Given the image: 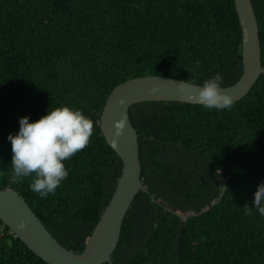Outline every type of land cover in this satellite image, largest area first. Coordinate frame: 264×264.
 <instances>
[{
    "label": "trees",
    "instance_id": "obj_1",
    "mask_svg": "<svg viewBox=\"0 0 264 264\" xmlns=\"http://www.w3.org/2000/svg\"><path fill=\"white\" fill-rule=\"evenodd\" d=\"M264 66V0H251ZM233 0H0V187L16 190L65 248L81 252L108 203L122 161L98 124L110 91L143 75L222 87L242 74ZM60 106L93 122L68 176L42 199L31 177L10 183L18 119ZM141 177L112 264H264V73L230 110L143 101L129 108ZM154 198V199H153ZM195 214L185 218L188 212ZM0 264H48L0 220ZM106 264V263H102Z\"/></svg>",
    "mask_w": 264,
    "mask_h": 264
},
{
    "label": "water",
    "instance_id": "obj_2",
    "mask_svg": "<svg viewBox=\"0 0 264 264\" xmlns=\"http://www.w3.org/2000/svg\"><path fill=\"white\" fill-rule=\"evenodd\" d=\"M233 1L242 31V74L234 84L222 87V91L237 101L264 73V66L252 2ZM181 80L163 75H143L129 78L110 91L98 124L105 141L120 157L122 169L114 191L81 252H73L60 244L25 199L9 186L0 187V220L48 264H112L111 255L118 244L125 215L139 190H147L141 177L138 134L131 123L129 108L143 101L199 103L194 97L200 84L192 83L190 93L181 94L177 88V82ZM117 124L122 125L119 131ZM193 214L190 211L181 217Z\"/></svg>",
    "mask_w": 264,
    "mask_h": 264
},
{
    "label": "clouds",
    "instance_id": "obj_3",
    "mask_svg": "<svg viewBox=\"0 0 264 264\" xmlns=\"http://www.w3.org/2000/svg\"><path fill=\"white\" fill-rule=\"evenodd\" d=\"M222 81L219 72L202 81L194 98L204 109L219 112L233 107V98L222 91ZM177 88L181 94L190 93L192 83L181 80ZM18 123V131L7 135L12 152L9 182L21 183L25 177H31L30 190L45 199L54 195L68 176L64 161L88 145L93 122L79 109L60 106L48 109L35 121L20 117ZM121 126L116 125L117 131ZM253 196V206L245 205V212L250 213L251 208H255L264 216V181L257 185Z\"/></svg>",
    "mask_w": 264,
    "mask_h": 264
}]
</instances>
